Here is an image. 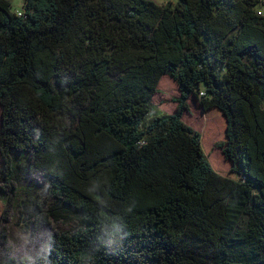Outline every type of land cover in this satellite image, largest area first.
<instances>
[{
	"label": "trees",
	"instance_id": "obj_1",
	"mask_svg": "<svg viewBox=\"0 0 264 264\" xmlns=\"http://www.w3.org/2000/svg\"><path fill=\"white\" fill-rule=\"evenodd\" d=\"M189 95L226 121L227 173ZM0 107V198L19 181L26 225L74 223L0 264H264V0H0Z\"/></svg>",
	"mask_w": 264,
	"mask_h": 264
},
{
	"label": "rangeland",
	"instance_id": "obj_2",
	"mask_svg": "<svg viewBox=\"0 0 264 264\" xmlns=\"http://www.w3.org/2000/svg\"><path fill=\"white\" fill-rule=\"evenodd\" d=\"M12 8L19 11L23 0H10ZM159 3L167 0H156ZM180 96L177 82L168 75L162 77L159 85V92L153 97V103L162 112L172 114L175 112L178 102L176 99ZM188 109L183 112L182 119L202 135L203 148L217 170H230V162L225 158L218 145L225 139L226 121L220 111L217 109H209L204 111L194 95L187 98ZM0 124H1V107H0ZM0 158V167H1ZM236 178L238 175L235 174ZM26 184L28 180H22ZM1 184V183H0ZM16 192L10 194L11 205L7 206L0 198V229L7 234L6 242L0 240V255L8 253L11 256H32L39 251L47 240V235L53 231L65 232L74 228L73 221H55L48 217V223L42 227L34 228L25 224L22 218L26 217L22 213L20 204L18 203L27 198L25 190L29 189L30 195H35L37 191H33L34 187L24 188L21 182L16 181ZM40 189V188H39ZM37 195V194H36ZM35 195V196H36ZM52 205V204H51ZM7 206V207H6ZM48 210L51 209L47 204ZM7 212V220H2L3 212ZM31 221V220H30Z\"/></svg>",
	"mask_w": 264,
	"mask_h": 264
}]
</instances>
